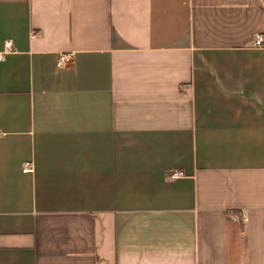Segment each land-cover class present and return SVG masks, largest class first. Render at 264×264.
<instances>
[{
  "label": "crops",
  "instance_id": "crops-1",
  "mask_svg": "<svg viewBox=\"0 0 264 264\" xmlns=\"http://www.w3.org/2000/svg\"><path fill=\"white\" fill-rule=\"evenodd\" d=\"M257 34L264 0H0V264H264Z\"/></svg>",
  "mask_w": 264,
  "mask_h": 264
},
{
  "label": "built area",
  "instance_id": "built-area-1",
  "mask_svg": "<svg viewBox=\"0 0 264 264\" xmlns=\"http://www.w3.org/2000/svg\"><path fill=\"white\" fill-rule=\"evenodd\" d=\"M252 46L255 48H262L264 46V36L257 34L254 36ZM12 51V43L10 41H7L3 45V51L0 53V61L4 58V56ZM72 55L71 54H61L58 57L56 66L58 69H64L67 67L69 61L71 60ZM3 133H0V136H3ZM32 171V165L31 164H25L24 169L22 170L23 173H27ZM182 174L179 172H173L170 175V179H176L178 177H181Z\"/></svg>",
  "mask_w": 264,
  "mask_h": 264
}]
</instances>
